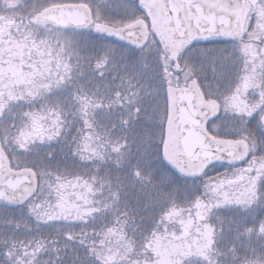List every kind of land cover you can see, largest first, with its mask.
Here are the masks:
<instances>
[{"label": "snow or ice", "instance_id": "1", "mask_svg": "<svg viewBox=\"0 0 264 264\" xmlns=\"http://www.w3.org/2000/svg\"><path fill=\"white\" fill-rule=\"evenodd\" d=\"M0 264H264V0H0Z\"/></svg>", "mask_w": 264, "mask_h": 264}, {"label": "trees", "instance_id": "2", "mask_svg": "<svg viewBox=\"0 0 264 264\" xmlns=\"http://www.w3.org/2000/svg\"><path fill=\"white\" fill-rule=\"evenodd\" d=\"M65 2L75 3V2H79V0H65ZM223 169H224V167L217 166V168L210 170V174L215 175V174H217V172H220Z\"/></svg>", "mask_w": 264, "mask_h": 264}, {"label": "rangeland", "instance_id": "3", "mask_svg": "<svg viewBox=\"0 0 264 264\" xmlns=\"http://www.w3.org/2000/svg\"><path fill=\"white\" fill-rule=\"evenodd\" d=\"M238 166H239V165H238ZM224 171H225V169H223V170H222V171H220V172L222 173V172H224ZM209 174H210V173H209ZM210 175H211V174H210ZM215 175H216V174H215ZM215 175H212V176H215Z\"/></svg>", "mask_w": 264, "mask_h": 264}]
</instances>
